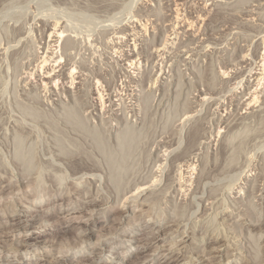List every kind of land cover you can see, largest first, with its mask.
I'll return each mask as SVG.
<instances>
[{
	"label": "rangeland",
	"instance_id": "obj_1",
	"mask_svg": "<svg viewBox=\"0 0 264 264\" xmlns=\"http://www.w3.org/2000/svg\"><path fill=\"white\" fill-rule=\"evenodd\" d=\"M263 62L264 0H0V264H264Z\"/></svg>",
	"mask_w": 264,
	"mask_h": 264
},
{
	"label": "bare ground",
	"instance_id": "obj_2",
	"mask_svg": "<svg viewBox=\"0 0 264 264\" xmlns=\"http://www.w3.org/2000/svg\"><path fill=\"white\" fill-rule=\"evenodd\" d=\"M168 2V1H167ZM175 11V10H174ZM200 16V15H199ZM195 21V20H194ZM166 22V21H165ZM187 23H188V21H187ZM176 25V24H175ZM168 28V27H167ZM189 29V28H188ZM59 30V29H58ZM140 31V30H139ZM149 31V30H148ZM138 34V33H137ZM49 35L52 37V38H60L61 37V35H62V33L60 32V31H52V32H50L49 33ZM197 35V34H196ZM156 37V36H155ZM167 37V36H166ZM163 38V37H162ZM63 39V38H62ZM62 42V41H61ZM164 43H166V42H164ZM190 43V42H189ZM188 43V44H189ZM203 43V42H202ZM56 44V43H55ZM181 44V43H180ZM196 44V43H195ZM52 45V44H51ZM187 45V44H186ZM156 48V47H155ZM130 57V56H129ZM245 57V56H244ZM238 58V57H237ZM51 59V58H50ZM241 59H244V58H241ZM57 61V60H56ZM48 62V60L46 59V60H44L42 63H43V65L40 67V69L41 70H43V66H46L45 64ZM243 62V61H242ZM33 63V62H32ZM53 63V62H52ZM34 64V63H33ZM239 64V63H238ZM32 65V64H31ZM158 65V64H157ZM51 66V65H50ZM237 67V66H236ZM71 68V67H70ZM260 71L262 70V72H263V74H264V62L262 63V65L260 66ZM49 70V69H48ZM59 71V70H58ZM73 73V70L70 72V74H72ZM256 75H257V73H255ZM262 73H260L259 75H261ZM66 75V74H65ZM238 75V74H237ZM41 76V75H40ZM54 76V75H53ZM52 76V77H53ZM258 76V75H257ZM263 76V75H262ZM256 77V76H255ZM259 77V76H258ZM38 78V77H37ZM46 78V77H45ZM47 78H49V77H47ZM54 78V77H53ZM256 79V78H255ZM260 79V78H259ZM65 80V79H64ZM258 80V79H257ZM50 81V80H49ZM52 81V80H51ZM50 81V82H51ZM54 81V80H53ZM99 81V80H98ZM144 82V81H143ZM93 86V85H92ZM100 86V85H99ZM204 87V86H203ZM245 89V88H244ZM248 90V89H247ZM246 90V91H247ZM249 91V90H248ZM252 97V98H251ZM111 100V99H110ZM255 100V96H253V94H251V96H250V101L248 100V103H247V105L245 104H243L244 106L243 107H245V106H248L249 104H251V102H253ZM111 102V101H110ZM104 106V105H103ZM245 109V108H244ZM238 110V109H237ZM245 115V114H244ZM218 131V130H217ZM220 131V130H219ZM211 135V134H210ZM167 136V135H166ZM201 136V135H200ZM216 136V135H215ZM261 136V135H260ZM160 137V136H159ZM199 137V136H198ZM222 139V138H221ZM155 142V141H154ZM198 143V142H197ZM194 146V145H193ZM174 147V146H173ZM177 149V148H176ZM188 149V148H187ZM186 149V150H187ZM185 151V150H184ZM192 153V152H191ZM77 154V153H76ZM187 154V153H186ZM189 154V153H188ZM81 155V154H80ZM186 156V155H185ZM188 156V155H187ZM65 157V156H64ZM63 157V158H64ZM82 157V156H81ZM91 157V156H90ZM76 158H78V157H76ZM161 158V157H160ZM187 158V157H186ZM79 159V158H78ZM184 159V158H183ZM75 160V159H74ZM81 161H82V158L80 159ZM84 160V159H83ZM87 161V160H86ZM86 161H84V163L86 162ZM88 163H89V160H88ZM71 164V163H70ZM77 164V163H76ZM87 164V163H86ZM90 165V164H89ZM67 166V165H66ZM92 165H90V167L89 166H83V169L84 170H89V169H92L93 167H91ZM220 166V165H219ZM77 167V166H76ZM81 167H82V165H81ZM96 167V166H95ZM94 167V168H95ZM68 168V167H67ZM223 168V167H222ZM225 169H227V168H225ZM73 170V169H72ZM79 170V169H78ZM78 170H76V171H78ZM212 170H213V168H212ZM239 170V169H238ZM94 171H96V170H94ZM74 172V171H73ZM89 172H90V170H89ZM92 172V171H91ZM222 172V171H221ZM85 173V172H84ZM228 173V172H227ZM74 175H75V173H74ZM150 177V176H149ZM146 178V177H145ZM203 179V178H202ZM206 179V178H205ZM147 180V179H146ZM148 180H149V178H148ZM135 182V181H134ZM141 182V181H140ZM157 181L156 180H154V181H152V183L153 184H157L156 183ZM10 183V182H9ZM132 183V182H131ZM142 183H145V182H142ZM139 184V185H143V184ZM133 185H134V187H133V190L135 189V192L136 191H140L141 192V190L144 188L143 186V188H140V186H136V183L134 184L133 183ZM148 185V184H147ZM129 186V185H128ZM132 187H131V190H132ZM114 188V187H113ZM129 188V187H128ZM154 188V187H153ZM180 188V187H179ZM130 189V188H129ZM128 189V191H123L124 193L126 192V193H128L129 194V192L131 191V190H129ZM141 189V190H140ZM118 190V189H117ZM126 190H127V188H126ZM114 192H116V191H114ZM122 192V194H124ZM134 192V193H135ZM126 193H125V195H126ZM132 193V192H131ZM139 195V194H138ZM120 196V195H119ZM131 196V195H130ZM151 196V195H150ZM123 197H124V195H123ZM148 197V196H147ZM121 198V197H120ZM119 198V199H120ZM94 200V199H93ZM125 200V199H124ZM144 200V199H143ZM148 200V199H147ZM107 201V200H106ZM92 202V201H91ZM123 202H125V201H123ZM151 202V201H150ZM92 207V206H91ZM252 213V212H251ZM51 220V219H50ZM79 221H77V223H78ZM81 223V222H80ZM171 224V223H170ZM175 224V223H174ZM175 230V229H174ZM149 233V232H148ZM37 236V235H36ZM141 238V237H140ZM156 238V237H155ZM155 240V239H154ZM70 241V240H69ZM148 241V240H147ZM83 242H84V240L83 239H80V240H77V242L76 243H80V244H83ZM215 243H217L218 241H214ZM99 245V244H98ZM77 247V246H76ZM208 247V246H207ZM66 248H68V247H66ZM72 248V247H71ZM212 249V248H211ZM101 250H102V246L101 247H95L94 248V251L96 252V251H100L101 252ZM71 251V250H70ZM94 251H93V253H94ZM67 252V251H66ZM67 254V253H66ZM61 257V256H60ZM64 257V256H63ZM94 258V257H93ZM96 258V257H95ZM95 258H94V260H95ZM55 260H57V261H54V262H49V264H53V263H57V262H61V261H63L64 260V258H63V260H59V257H58V259H56L55 258ZM178 259H176V261H177ZM182 260V259H181ZM65 261V260H64ZM91 261V260H90ZM142 261V260H141ZM43 264V263H42ZM48 264V263H47Z\"/></svg>",
	"mask_w": 264,
	"mask_h": 264
}]
</instances>
